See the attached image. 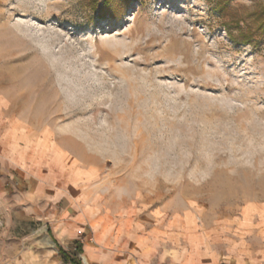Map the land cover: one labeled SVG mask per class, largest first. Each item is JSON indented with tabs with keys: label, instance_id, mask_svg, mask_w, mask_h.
I'll use <instances>...</instances> for the list:
<instances>
[{
	"label": "rangeland",
	"instance_id": "374dc122",
	"mask_svg": "<svg viewBox=\"0 0 264 264\" xmlns=\"http://www.w3.org/2000/svg\"><path fill=\"white\" fill-rule=\"evenodd\" d=\"M263 7L0 0V98L45 186L0 192V264L62 258L67 206L109 264H264V37L239 41Z\"/></svg>",
	"mask_w": 264,
	"mask_h": 264
},
{
	"label": "crops",
	"instance_id": "0c3cea01",
	"mask_svg": "<svg viewBox=\"0 0 264 264\" xmlns=\"http://www.w3.org/2000/svg\"><path fill=\"white\" fill-rule=\"evenodd\" d=\"M18 141V144L16 142ZM34 145L28 134L23 133L18 120L10 116L5 101L0 98V192L4 191L8 186H22L25 184L29 188V198L36 195V190H45L43 184H38L36 176L33 175L32 166L34 164ZM27 172L25 175L22 172ZM24 177V180L22 179ZM60 197L61 194H59ZM62 200L60 198L58 201ZM67 206L59 215L56 224L52 226V232L59 245L71 256L78 257V254L72 249L74 246L83 244L85 254L91 261L97 260L102 264H109L111 254L107 251V245L115 243L109 241L107 231H98L96 243L105 250H100L90 242L85 241L86 228L82 222L81 215L68 213L70 211ZM88 237V235H87ZM110 242V243H109ZM55 259H38L37 264H65L58 254L57 250H53L51 258ZM93 263V262H92ZM27 264V262H26Z\"/></svg>",
	"mask_w": 264,
	"mask_h": 264
},
{
	"label": "trees",
	"instance_id": "16d2710c",
	"mask_svg": "<svg viewBox=\"0 0 264 264\" xmlns=\"http://www.w3.org/2000/svg\"><path fill=\"white\" fill-rule=\"evenodd\" d=\"M220 12L222 13V10ZM242 21L240 18H234V21L227 25L228 27L233 26L241 29L240 24ZM230 34L233 35L232 32ZM240 37L241 40L239 41L243 43H250L254 39L264 37V7L249 15L246 29H242ZM58 247L65 263L82 264L80 260L68 254L61 246L58 245Z\"/></svg>",
	"mask_w": 264,
	"mask_h": 264
},
{
	"label": "bare ground",
	"instance_id": "6f19581e",
	"mask_svg": "<svg viewBox=\"0 0 264 264\" xmlns=\"http://www.w3.org/2000/svg\"><path fill=\"white\" fill-rule=\"evenodd\" d=\"M4 74V73H3Z\"/></svg>",
	"mask_w": 264,
	"mask_h": 264
}]
</instances>
